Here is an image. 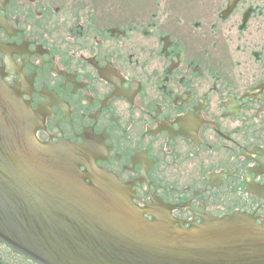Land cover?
Returning a JSON list of instances; mask_svg holds the SVG:
<instances>
[{
    "label": "flooded vegetation",
    "instance_id": "af4514ba",
    "mask_svg": "<svg viewBox=\"0 0 264 264\" xmlns=\"http://www.w3.org/2000/svg\"><path fill=\"white\" fill-rule=\"evenodd\" d=\"M0 75L141 209L264 226V0H0Z\"/></svg>",
    "mask_w": 264,
    "mask_h": 264
},
{
    "label": "water",
    "instance_id": "95a60500",
    "mask_svg": "<svg viewBox=\"0 0 264 264\" xmlns=\"http://www.w3.org/2000/svg\"><path fill=\"white\" fill-rule=\"evenodd\" d=\"M0 240L38 264H264V226L250 215L177 225L164 205L135 204L87 146L40 142L1 75Z\"/></svg>",
    "mask_w": 264,
    "mask_h": 264
}]
</instances>
